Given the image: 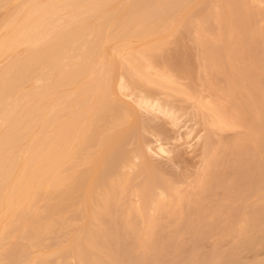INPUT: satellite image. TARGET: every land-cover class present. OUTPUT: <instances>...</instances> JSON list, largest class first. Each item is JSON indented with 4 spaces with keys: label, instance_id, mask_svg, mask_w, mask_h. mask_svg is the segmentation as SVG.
I'll return each instance as SVG.
<instances>
[{
    "label": "bare ground",
    "instance_id": "1",
    "mask_svg": "<svg viewBox=\"0 0 264 264\" xmlns=\"http://www.w3.org/2000/svg\"><path fill=\"white\" fill-rule=\"evenodd\" d=\"M0 11V264H264V0ZM181 31L196 36L202 80ZM142 110L175 135L153 126V149ZM184 142L200 147L196 170L166 174L151 153L181 161Z\"/></svg>",
    "mask_w": 264,
    "mask_h": 264
},
{
    "label": "rangeland",
    "instance_id": "2",
    "mask_svg": "<svg viewBox=\"0 0 264 264\" xmlns=\"http://www.w3.org/2000/svg\"><path fill=\"white\" fill-rule=\"evenodd\" d=\"M4 14H5V12L4 11H0V19L4 16ZM183 30V29H182ZM184 31V30H183ZM182 32V31H181ZM183 34L184 35H186V33L185 32H182V36L181 37H184V38H181L180 39V41L181 42H179V43H181V45L180 46H182V48L183 49H186V50H188V51H190V54L192 55V57H193V59H198V61H195V60H193V62H194V71H195V73H194V76H196V74H197V68H198V66H196V65H198V64H200V62H201V60H200V58H201V54H199L201 51V49L200 48H198V47H196L195 46V44H196V36H194V34H187L188 36L187 37H185V36H183ZM181 35V34H180ZM191 35V36H190ZM195 43V44H194ZM174 45V43H169V44H167V48H166V45H165V48H166V52H165V50H163L160 54H162V55H160L159 54V56L161 57V56H163V54H164V56H166V55H169L170 53H172L173 52V48H175V46L176 45ZM197 45V44H196ZM169 46V47H168ZM164 48V49H165ZM168 50V51H167ZM200 51V52H199ZM165 52V53H164ZM166 54V55H165ZM199 55V56H198ZM200 57V58H199ZM195 62H197L196 64H195ZM200 68V67H199ZM199 70V69H198ZM197 75H199V77H200V79H201V76H202V74H201V72H200V70L198 71V74ZM199 77H197V79H194V81H193V83H192V85H193V87H194V89H195V91H196V87H197V85L195 86L194 84L196 83V84H198V82L200 81H198V78ZM195 78V77H194ZM183 79V80H182ZM179 80L181 81V84H183V82H186V81H188L187 80V78L185 79V78H179ZM202 80V79H201ZM180 81H179V83H180ZM190 81V80H189ZM198 81V82H197ZM190 82H188V84H189ZM185 84V83H184ZM183 84V85H184ZM187 84V83H186ZM199 89H201V91H203L202 93H201V91L200 92H198L197 94H199L200 96H197V97H200L202 100L203 99H208L209 98V95H210V93H209V90L205 87V85H204V82L203 81H201V82H199ZM199 89H197V90H199ZM155 90L156 91H159L158 90V88L156 87L155 88ZM165 92H168L169 94H172V93H170L171 91H165ZM201 93V94H200ZM176 95V96H175ZM202 95V96H201ZM205 95V96H204ZM172 96H173V98H174V100H178V101H184V99L186 100V98H188V97H186L185 95H180V94H178V93H173L172 94ZM185 98H184V97ZM121 97H123V99L124 100H127V101H130L128 98H126V97H124V96H121ZM190 99V101L187 99V102H189V104H191V102L194 104L195 102H196V97H195V99L194 98H189ZM193 100L195 101V102H193ZM178 101H176L177 102V104L179 103V105L180 104H183V107L186 105V107L189 109V110H194V108H195V106H193L192 104L191 105H188L187 104V102H185V104L183 103V102H178ZM189 106H192V108H190ZM196 109V108H195ZM188 110V111H189ZM142 112V116H143V118L146 120L147 118H148V122L150 123L149 125H151L150 127H151V129L152 130H149L148 129V131H146V132H144V135H146L145 137H146V140L147 141H149V143L151 144V146H152V148L154 149L155 147V144H156V135H155V133H157V131H158V128L160 127V126H163V128H161L160 130H165L166 132H168V134L170 135V136H174L175 134H172V133H175V127L173 128V126L171 125V124H169L168 122H165L164 120L165 119H163V118H161V117H155V115H152V114H149L148 112H146V111H141ZM146 113V114H145ZM149 119H151V120H149ZM187 118L186 117H184V121L186 120ZM147 122V123H148ZM189 124L191 123V122H188ZM166 126H165V125ZM155 125H157L158 126V128H157V126H155ZM153 126H154V128H157V131L154 129L153 130ZM166 127V128H165ZM166 129H168V130H166ZM170 130V131H169ZM237 131L238 130H240V129H236ZM236 130H225V131H223V132H221V135H223L224 137H227V138H230V137H233L234 136V134L237 132ZM150 132H152V133H150ZM148 135V136H147ZM229 136V137H228ZM148 137V138H147ZM132 143V144H131ZM185 143V142H184ZM182 143L179 147L180 148H178V153H180L179 155H180V158H181V161L180 160H176V161H172V160H170L166 155H162V154H154V153H151V156H152V158H153V160L155 161L156 160V163L157 164H160L164 169H165V171L167 172L166 174H171V173H184V172H186V170L188 169V171H187V173L188 172H190V171H194V170H196L195 168L197 167L196 165H198V162H197V160H200V156L197 154V153H199V151H197V149H199L200 147H194V148H189V146H188V144L187 143ZM128 148H130V149H133L134 147H135V138H134V140H133V138L131 139V141H129V143H128ZM186 148V149H185ZM192 149V150H191ZM193 152V153H192ZM177 153V154H178ZM153 154V155H152ZM183 155V156H182ZM197 155V156H196ZM193 157V158H192ZM196 158H198V159H196ZM183 159V160H182ZM179 162L178 164L176 163V162ZM182 161H184V162H182ZM193 162L194 163H196L195 165L193 164ZM192 164V165H191ZM194 166V167H193ZM196 166V167H195ZM176 171V172H175ZM193 173V172H192ZM189 174V173H188ZM191 174V173H190ZM184 185V184H183ZM182 185V187L184 188L186 185H184L183 186ZM61 236V237H60ZM60 237V238H59ZM62 237H64L62 234H59L58 235V237L56 236V238H54L53 240L52 239H50V241H52L51 243H54V242H58L59 241V239H60V241H64L65 240V237L64 238H62ZM59 238V239H58ZM61 238H62V240H61ZM209 238V237H208ZM208 238H206L205 240H202V241H200V244H197V245H200V246H197V249L198 248H200V249H198V250H200L201 252H206V251H208V248H211V246H212V243H215L216 242V239H214L215 241H213V238L214 237H210L209 239ZM56 239H58V241H56ZM206 241H207V243H206ZM209 241H211V244H210V242ZM226 241H229V240H226ZM21 242H24V241H22L21 240ZM224 242V241H223ZM221 242V244H220V246L221 247H226L225 245H227V242ZM222 243L224 244V245H222ZM229 244V243H228ZM214 245V244H213ZM206 246V247H205ZM228 246V245H227ZM201 248H204L203 250L201 249ZM206 249V250H205ZM249 254V255H248ZM252 254V255H251ZM254 254L253 253H247L246 254V259L247 260H252V258H254ZM264 257V250H262V252L260 251L259 252V254H258V257ZM249 258H251V259H249Z\"/></svg>",
    "mask_w": 264,
    "mask_h": 264
}]
</instances>
